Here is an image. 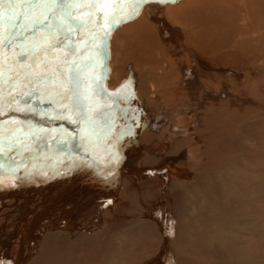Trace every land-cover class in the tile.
I'll return each instance as SVG.
<instances>
[{
	"label": "bare ground",
	"instance_id": "obj_1",
	"mask_svg": "<svg viewBox=\"0 0 264 264\" xmlns=\"http://www.w3.org/2000/svg\"><path fill=\"white\" fill-rule=\"evenodd\" d=\"M70 39L68 60L77 45L78 62L92 54L84 33ZM103 47L90 101L56 95L59 77L31 95L5 86L0 264H191L181 252L199 220L214 225L197 229L205 250L233 264L231 252L244 249L232 245L241 232L230 224L254 232L248 213L237 218L236 195L264 185V161L252 154L264 150V0H144ZM226 183L235 195L223 194Z\"/></svg>",
	"mask_w": 264,
	"mask_h": 264
},
{
	"label": "snow or ice",
	"instance_id": "obj_2",
	"mask_svg": "<svg viewBox=\"0 0 264 264\" xmlns=\"http://www.w3.org/2000/svg\"><path fill=\"white\" fill-rule=\"evenodd\" d=\"M143 2L144 0H128L127 3H109L107 0H93L92 3H83L82 0H0V21L4 22V27L0 29V53L3 54L0 62V99L7 90L5 86L27 87L31 95L40 91V88H32V85L59 77L62 94L56 95H61L62 99H67L70 103L90 101L96 91L92 87L96 83L94 73L90 70L94 69L104 52V39L113 26L135 15ZM160 2L163 3L164 0ZM74 9H88L89 14L86 19H79ZM108 9L112 10L111 13ZM101 12L102 16L98 14ZM89 25L97 31H91ZM77 31L86 36L83 50L92 53L83 56L79 62L74 54L80 51L79 45L72 48L71 60L67 59L68 54L64 52V48L73 43L70 37ZM21 37L23 41L18 42ZM65 41L68 44H64ZM61 45L64 47L56 52ZM5 49H12L10 57ZM49 52L53 53L54 60L48 59ZM18 56L23 58V63ZM33 64L36 65L35 68ZM9 81L12 83L9 84ZM5 107L6 105L0 104V114H4ZM62 107L69 108L70 104ZM15 111L25 109L16 106ZM57 118L65 117L61 114Z\"/></svg>",
	"mask_w": 264,
	"mask_h": 264
},
{
	"label": "rangeland",
	"instance_id": "obj_3",
	"mask_svg": "<svg viewBox=\"0 0 264 264\" xmlns=\"http://www.w3.org/2000/svg\"><path fill=\"white\" fill-rule=\"evenodd\" d=\"M259 150H261V149L259 147H257V148L254 149L255 152L252 153L253 156L255 155V153H256V155L260 154V155H257V157L255 159L253 158V162L254 163L264 161V154H263L264 150H262L261 152ZM257 151L259 153H257ZM242 163L246 164L244 161L241 162V164H240L241 168H239L241 172L244 170V168H243L244 166L242 165ZM246 167H249V166H246ZM226 169L224 170V171H226V172H224L225 176H231L230 174H228V172L231 173V172L234 171V169H232V168H230V169L226 168ZM235 171H236V173H235L236 175H237L238 172H240V171H237V170H235ZM240 173H238V175ZM219 177L221 178V174L219 175ZM250 179H251V181H254V180L256 181L257 180L253 176H251ZM219 182H221V181H219ZM219 184H222V182L219 183ZM259 186L260 185H258L257 187H253V186L252 187H246L244 189V191L246 190L245 191L246 194L244 193V191H242L240 195H238V194L236 195L237 197L240 196L241 199L239 201L242 203V206H241L242 208L239 207V210L237 209V212H235L236 215L237 214L239 215V216H237V218L239 220H241L239 218V217H241L240 215L243 216L244 214L248 213L249 216L246 214V216H244L245 218L243 217V219H245L244 221H245V223L247 225L246 227H248L249 224H254L253 231L255 233L254 232H253L254 234L252 233L253 236L252 235H247L245 230H244V232H243V229L240 230L238 228V226L237 227L235 226V223L230 224L231 226H233V228H234L233 230L234 231L241 232V234H240L241 236L240 235L235 236L234 241L232 242V245L234 246V248L236 250H243L244 249L243 251H234L235 253L231 252L230 256H232L231 259L234 260L233 264H251V261L248 259L250 254L259 255V256H253L254 259L257 258V261L254 264H264V185H261L260 187ZM228 187H230V188H228ZM236 187L237 186L235 184H231V183L227 184L226 183V186L222 187L223 194H225L226 191H228L227 189L232 190V191H230L231 194H234L235 192L237 193L236 189H239V188H236ZM248 191H251V192H248ZM240 202H239L238 206L241 205ZM225 204L227 205L226 201H225ZM232 207H235V205H232ZM249 210H250V212L252 213L253 216H250L251 214H250ZM242 212H244V214H242ZM196 216H198V214ZM199 217H200V215H199ZM225 217H226V219H225L226 222L225 223H227L229 220H230V222H232V220L234 219L233 217L228 216L226 214H225L224 218ZM247 217H249L250 219L249 218L247 219ZM227 218H228V220H227ZM230 222H228L227 225H229ZM203 223L204 222H202L201 220L194 221V231H193V238L194 239L192 237H188V235H187V237L185 239L186 242L188 241V242H192V243L188 244V246H186L184 248L185 249L184 251L182 250L181 256L182 257L186 256L189 259V261L191 262V264L196 262V260L198 261V264H202V263H205V264H225L224 260L219 258L221 255L217 253L218 250L214 249V251L211 250L209 253L206 251L207 248L209 247L208 241L206 242V246L202 245L203 241L206 240V239L203 238L201 234H198L197 229L202 227L200 229H202V230L206 229L207 230L209 227L212 228L214 226V225L210 226V223H213L212 220L209 221V223H207V224H203ZM255 224H257L258 226L255 225ZM211 228H209L208 230H211ZM256 230H259V231L256 232ZM225 236H226V232H225ZM210 239H211V237H210ZM136 241L137 240H135V243H137ZM197 244H198L199 248L197 247ZM193 247H194V249H193ZM150 248H151V246H150ZM230 256L226 257V262L228 261V259H230Z\"/></svg>",
	"mask_w": 264,
	"mask_h": 264
}]
</instances>
